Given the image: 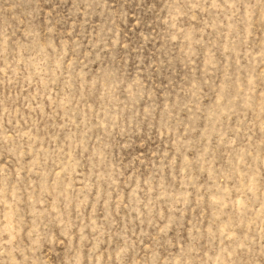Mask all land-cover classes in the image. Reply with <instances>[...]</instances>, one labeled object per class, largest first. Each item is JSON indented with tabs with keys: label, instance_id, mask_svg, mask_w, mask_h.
<instances>
[{
	"label": "rangeland",
	"instance_id": "374dc122",
	"mask_svg": "<svg viewBox=\"0 0 264 264\" xmlns=\"http://www.w3.org/2000/svg\"><path fill=\"white\" fill-rule=\"evenodd\" d=\"M0 264H264V0H0Z\"/></svg>",
	"mask_w": 264,
	"mask_h": 264
}]
</instances>
